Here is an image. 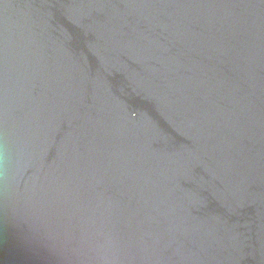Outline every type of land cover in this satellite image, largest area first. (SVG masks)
I'll return each mask as SVG.
<instances>
[{
    "label": "water",
    "instance_id": "95a60500",
    "mask_svg": "<svg viewBox=\"0 0 264 264\" xmlns=\"http://www.w3.org/2000/svg\"><path fill=\"white\" fill-rule=\"evenodd\" d=\"M0 264H264V0H0Z\"/></svg>",
    "mask_w": 264,
    "mask_h": 264
}]
</instances>
